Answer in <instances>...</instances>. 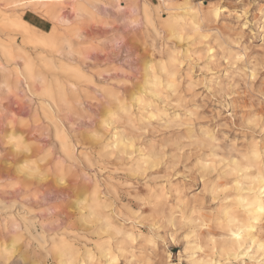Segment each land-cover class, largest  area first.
<instances>
[{
    "label": "rangeland",
    "instance_id": "obj_1",
    "mask_svg": "<svg viewBox=\"0 0 264 264\" xmlns=\"http://www.w3.org/2000/svg\"><path fill=\"white\" fill-rule=\"evenodd\" d=\"M56 1V15L59 11L67 20L64 26L79 53L66 57L63 46L62 61L84 63L86 57L80 67L93 85L79 80L74 92L66 90V103L48 105L39 83L15 81L12 69L22 62L0 54V69H7L2 73L11 72L4 76L0 70V80L12 79L0 81V251L6 246L9 256V261L0 258V264H108L109 255L115 264H264V255L253 245L248 250L252 260L219 253L220 239L228 240L224 209L238 210L241 188L249 198L246 186H255L251 174L260 161L259 169L264 166V0H81L77 15L73 0ZM215 7L225 10L216 19L209 15ZM0 8L44 32L56 25L40 8L9 9L4 1ZM8 38L36 60L40 49L23 45L16 30L0 24V41ZM173 65L178 71L170 88L165 70ZM41 73L74 82L68 74ZM149 74L161 82L154 93L148 91ZM134 96H143L142 104ZM54 126L70 139L69 161L59 150ZM17 139L30 149L40 143L44 149L31 150L38 155L29 149L32 155L23 163L18 161L22 156H10ZM112 139L121 145L113 146ZM253 146L260 151L259 163L250 156ZM34 159L35 172L30 169ZM60 159L64 161L58 164ZM233 160L242 161L240 172L231 170ZM247 160H253L250 170ZM92 186L99 190L103 208L94 215L88 209ZM10 215L20 230L11 229ZM103 216L111 218L114 230ZM24 221L31 222L27 231ZM258 222L256 232L264 239V219ZM126 232L132 239L124 237ZM211 235L214 249L208 245ZM60 239L76 252H64Z\"/></svg>",
    "mask_w": 264,
    "mask_h": 264
},
{
    "label": "bare ground",
    "instance_id": "obj_2",
    "mask_svg": "<svg viewBox=\"0 0 264 264\" xmlns=\"http://www.w3.org/2000/svg\"><path fill=\"white\" fill-rule=\"evenodd\" d=\"M0 1H4V3H5V7L7 8V6L8 7H10L9 9H13V8H15V7H17V6H28V7H30L32 10H35V8H40V9H42V11L44 12V15H45V17L46 18H48L49 20H52V22L54 21L55 23H56V25H54L52 28H51V30L50 31H48V32H44V31H41V30H39V29H37V28H35L33 25H30L29 23H27V21H25V20H23L20 16H18L17 15V13H15V12H13V11H1L0 10V24L1 25H3V26H7V27H10V28H13L14 30H16L19 34H20V36H21V41H22V43H23V45H25V46H30V47H33V48H38V49H40L39 50V52L38 53H36V60L35 59H33L27 52H25V51H23L21 48H18V46H16L15 44H14V42H13V40L11 39V38H8V39H6V40H4V41H0V54H2L7 60H9V61H14V60H16V59H18V60H20L21 62H22V66H20L19 68H14L15 66L13 65V68L14 69H12V74H13V77H15L14 79H15V81L18 79V78H23L25 81H29V80H31V81H35V86H37V84L39 83L40 84V89H41V96L45 99V101H46V103L49 105V104H52V105H55L57 102H61V103H66V90L68 89V90H73V89H75L76 88V82L77 81H79V80H85L87 83L86 84H88V83H90L91 82V84L90 85H93L92 84V81L93 80H90L91 78H90V76H87V75H85V73L82 71V67H80V64H82L83 62L82 61H85L84 63H86V60H84L85 58L83 57V60L82 59H79V60H82L81 62L82 63H80V61H79V63H77L78 62V60L76 61V62H74V64H72L73 62H71V64L70 63H64L63 61H62V53H61V48L63 47V46H65L66 47V50H67V53L68 54H66L67 56L66 57H68L69 55H73V54H77V55H79V53L78 52H75L74 51V49H73V47H72V45H71V41H70V35H69V30L67 29V28H65V23H67L66 21V19H64V17H61L60 15H58V13H59V11H57L58 13H57V15H56V6H57V1L56 0H0ZM72 1V0H71ZM70 1V2H71ZM167 1V0H166ZM73 2H74V4L71 2V4L72 5H74V8L72 9V10H74L75 11V13H76V15H77V12H79V13H81L80 11H82V3H80L81 2V0L79 1V0H73ZM62 3V2H61ZM162 3H164V5L167 3H165V2H162ZM169 3V2H168ZM171 3V2H170ZM198 4V3H197ZM71 5V6H72ZM200 5V4H199ZM85 6V5H84ZM171 6V5H170ZM186 6H187V4H186ZM189 6V5H188ZM201 6H203V5H201ZM4 7V6H3ZM86 7V6H85ZM168 7V6H167ZM176 7V6H175ZM185 7V6H184ZM192 7V6H191ZM165 8V7H164ZM186 8V7H185ZM200 8V7H199ZM1 9V8H0ZM84 9V8H83ZM166 9V8H165ZM168 9V8H167ZM173 9V8H172ZM172 9H169L170 11H172ZM174 9H176V8H174ZM178 9V8H177ZM179 9H183V8H179ZM188 9L190 10V7H188ZM85 10V9H84ZM184 10H186V9H184ZM188 10V11H189ZM197 10H198V7H197ZM197 10H195V12L197 11ZM199 10H201V8L199 9ZM191 11H193V10H191ZM201 11H203V10H201ZM201 11L199 12V13H201ZM208 11V10H207ZM206 11V12H207ZM210 11V10H209ZM208 11V12H209ZM224 9H221V8H218V7H215L214 9H212V11H211V13L209 14L210 16H213V18H215V17H218V15H220L221 13H224ZM184 12H186V11H184ZM190 13V12H189ZM196 13H198V12H196ZM203 13V12H202ZM201 13V14H202ZM60 14V13H59ZM207 14V13H206ZM60 16V17H59ZM181 16V15H180ZM197 16V18H198V14L196 15L195 14V17ZM78 17V16H77ZM169 17V16H168ZM171 17L172 16H170V19H171ZM182 17H183V15H182ZM186 17V16H185ZM185 17H183V19L185 18ZM173 18V20H171V21H173V23H174V17H172ZM180 18V17H179ZM203 18V17H202ZM204 19V18H203ZM211 19V18H210ZM216 19V18H215ZM150 20V19H149ZM177 20V19H176ZM179 20V19H178ZM213 20V19H212ZM216 21V20H215ZM150 22H151V20H150ZM182 23V21L181 20H179V24H181ZM135 23V22H134ZM172 23V22H171ZM173 23H172V25H173ZM187 23H188V21H187ZM186 22H185V24H187ZM181 26H182V24H181ZM188 26V25H187ZM172 27V26H171ZM177 26H175L174 28H176ZM180 27V26H179ZM178 27V31L180 30L181 31V28H179ZM173 28V29H174ZM179 31V32H180ZM178 33V32H177ZM180 34V33H179ZM15 41V40H14ZM46 51V52H45ZM172 54V53H171ZM74 56V55H73ZM173 56H174V54H173ZM70 57V56H69ZM82 57V56H81ZM71 58H73V59H71V60H74V57H71ZM63 59H65V58H63ZM87 59V58H86ZM171 59V62H173V61H175V60H173V58H170ZM1 60V59H0ZM66 60V59H65ZM69 61H70V58L68 59ZM173 60V61H172ZM69 61H66V62H69ZM170 61V60H169ZM15 62V61H14ZM176 62V61H175ZM1 63V62H0ZM83 63V64H84ZM15 64V63H14ZM83 64H82V66H83ZM164 64V63H163ZM171 64V63H170ZM176 63H174V65H175ZM10 65H11V63H10ZM38 65V66H37ZM161 65V64H160ZM165 65V64H164ZM174 65H173V67H171L170 69H168V70H165L166 72H167V74H166V76H167V80H166V85L168 86V87H172L173 85H174V81H175V79H174V76L177 74L175 71H178V69H176V70H173V68H174ZM17 66V65H16ZM180 66V65H179ZM0 67H2V64L0 65ZM11 67V66H10ZM163 67H166V66H163ZM2 68H4V66L2 67ZM2 68L0 69L1 70V73H2V71L4 70H2ZM35 68H37L36 70H35ZM11 69V68H10ZM41 69L42 70H45V71H47V72H58V73H64V74H68L69 75V78L70 79H73V81L74 82H70V81H68V80H63V81H60L59 80V78H57L56 76H50V78H48V76H44L42 73H41ZM175 69V68H174ZM5 70H7V69H5ZM4 70V71H5ZM152 70H154V69H152ZM8 71H10V70H8ZM8 71H6V73L8 72ZM162 71V70H161ZM165 71H164V68H163V74H165ZM0 73V74H1ZM3 73H5V72H3ZM2 73V75H4ZM5 73V75L4 76H6L7 74ZM9 73H11V72H8V74ZM151 73H153V72H151ZM155 73V72H154ZM176 73V74H175ZM1 75V76H2ZM9 75H11V74H9ZM156 75V74H155ZM155 75H153V74H149V77H150V80H152L151 82H148L147 84H149V85H151V87L148 89V91L149 92H152V93H154V92H156L155 91V89L157 88V87H159V86H161V84H159V83H161V82H158V78H156V76ZM3 77V76H2ZM1 77V78H2ZM8 77V76H7ZM7 77H3L2 78V80H4V82L2 81V80H0V81H2L3 82V84H6V83H8L9 81L8 80H10V78H8V80H7V82H6V80L4 79V78H7ZM93 77V76H92ZM147 77V76H146ZM159 77V76H158ZM148 78V77H147ZM146 78V79H147ZM149 79V78H148ZM12 80V79H11ZM10 80V81H11ZM19 80V79H18ZM24 81V82H25ZM17 82V81H16ZM37 82V83H36ZM145 82H147V81H145ZM78 83V82H77ZM1 84V83H0ZM2 84V85H3ZM85 84V85H86ZM145 84V83H144ZM26 85V84H25ZM80 85V84H79ZM82 85V84H81ZM1 86V85H0ZM17 86H18V84H17ZM39 86V85H38ZM82 86H84V85H82ZM164 86H165V84H164ZM176 86V85H175ZM174 86V87H175ZM9 89V85L8 86H5V88L4 89H6L7 91H8V89ZM162 87V86H161ZM160 87V88H161ZM173 87V88H174ZM17 88V87H16ZM20 88V87H19ZM95 88V87H94ZM160 88H158V89H160ZM33 90H34V88H32ZM40 89H38V90H40ZM112 89V88H111ZM141 89V88H140ZM139 88H138V90H140ZM137 90V91H138ZM162 90H164V89H162ZM174 90V89H173ZM35 91V90H34ZM102 91H105L104 90V88H103V90ZM107 91V90H106ZM142 91V90H141ZM144 91V90H143ZM68 92V91H67ZM73 92H74V90H73ZM80 92H81V90H80ZM108 92V91H107ZM160 92H161V90H160ZM174 92V91H173ZM32 93V92H31ZM82 93V92H81ZM83 93H86V92H83ZM114 93V92H113ZM118 92H116V94H117ZM136 93H139V91L138 92H136ZM142 94H143V92H141ZM141 93H139V94H141ZM24 94V93H23ZM35 94V93H34ZM88 94H89V92H88ZM134 94V93H133ZM141 94V95H142ZM146 94V93H145ZM144 94V95H145ZM80 95V94H79ZM119 95V94H118ZM131 95H132V93H131ZM143 95V96H144ZM159 95H160V93H159ZM105 96V95H104ZM115 96H117V95H115ZM143 96H136V98H135V96H134V99H135V102L138 104H142V103H140V102H143L142 100H143ZM146 96V95H145ZM75 97H77V96H75ZM80 97V96H79ZM85 97V96H84ZM93 97V96H92ZM109 97H111V98H113L114 96H109ZM110 98V99H111ZM117 98H120V97H118L117 96ZM42 99V98H41ZM80 99V98H79ZM77 100V101H80V100ZM93 99V98H92ZM92 99H90V100H92ZM121 99V98H120ZM133 99V98H132ZM43 100V99H42ZM107 100V99H106ZM114 100H115V98H114ZM109 101H111V100H108V102ZM116 101V100H115ZM107 102V103H108ZM111 102H114L113 100L111 101ZM120 103H121V100H120ZM77 105L78 104H80V103H76ZM109 104H111V103H109ZM114 104V103H113ZM113 104H111L112 106H113ZM116 104H117V101H116ZM37 105V104H36ZM48 105H45V106H47L46 108H49V106ZM108 105V104H107ZM111 105H109L110 107H111ZM120 105V104H119ZM44 106V107H45ZM115 106V105H114ZM113 106V107H114ZM118 106V105H117ZM123 106V105H122ZM125 106V105H124ZM141 106V105H140ZM144 106V105H143ZM143 106H141V107H143ZM140 107V108H141ZM55 108V107H54ZM119 108V107H118ZM122 108V107H121ZM70 109H72V108H70ZM144 109V108H143ZM35 110V109H34ZM67 110V109H66ZM142 110V109H141ZM36 112V111H35ZM58 112V111H57ZM34 113V112H33ZM124 113V112H123ZM136 113V112H135ZM146 113V112H145ZM144 113V114H145ZM143 114V115H144ZM35 115V113L33 114V116ZM38 115V114H37ZM36 115V116H37ZM130 115V114H129ZM141 115V114H140ZM142 115V116H143ZM148 115H150V113L148 114ZM161 115V114H160ZM126 116V115H125ZM146 116H147V114H146ZM162 116V115H161ZM131 116H129L128 118H130ZM149 117H151V116H149ZM148 117V118H149ZM132 118H133V116H132ZM139 118H141L142 119V117H139ZM44 119V118H43ZM58 119V118H57ZM131 119V118H130ZM134 119V118H133ZM132 120V119H131ZM143 120V119H142ZM133 121L134 120H132V123H133ZM15 122V121H14ZM126 122H128V121H126ZM130 122V121H129ZM142 122V121H141ZM145 122H146V120H145ZM61 123V122H60ZM131 123V122H130ZM130 123H128V124H130ZM112 124V123H111ZM109 125V124H108ZM51 126H53V125H51ZM55 127V128H54ZM53 128L54 129H56L55 130V134H54V138L57 140V143L59 144V150H60V152H61V154L64 156V158H66L68 161L73 157L72 156V148H71V144H69V142H67L68 140H70V139H66L65 138V136H67V135H65L64 136V133L62 132L63 130H61V129H58L57 128V126H54ZM110 127V126H109ZM13 130V129H12ZM118 134V133H117ZM119 135V134H118ZM118 135H116V136H118ZM114 137H111V138H114L115 139V135H113ZM18 138V137H17ZM30 139V138H29ZM114 139H112V141H113V146H117L119 143H120V140H115L114 141ZM121 139V138H120ZM19 140L21 141V139L19 138ZM18 139L16 140V142L17 143H15V145H13V153L12 154H14V155H12L11 153H10V156H14V157H18V156H22V158H20V160H18V161H22L23 163H28V159H30L29 158V156H31V155H28L27 153L29 152V149H30V147H29V145L28 144H26V143H28V142H26L25 141V139H24V141L26 142H24L23 144H22V142H20ZM118 141H119V143H118ZM125 141V140H124ZM123 141V142H124ZM13 142H14V140H13ZM31 142H33V141H31ZM35 142V141H34ZM34 142L32 143V144H34ZM122 142V141H121ZM127 142V141H126ZM126 142H124V143H126ZM36 143V142H35ZM129 143V142H128ZM36 144H39V143H36ZM75 145V144H74ZM120 145H121V143H120ZM36 145H34V147H35ZM41 146H43V145H41V143H40V147ZM112 146V145H111ZM112 146V147H113ZM125 146V145H124ZM34 147H32V149H30V151L31 150H34L33 148ZM37 147V148H36ZM35 148L36 149H39L40 147H39V145H37ZM49 146H47V148H48ZM106 147H107V145H106ZM47 148H46V150L45 151H47ZM83 148V147H82ZM103 148H104V146H103ZM123 147L121 146V147H119V148H117V150H119V152H121L123 149H122ZM126 148V147H125ZM40 149H44L43 147H41ZM105 149H109L108 147L107 148H105ZM114 149V148H113ZM120 149H122V150H120ZM111 150V149H110ZM38 151V150H37ZM125 151V150H124ZM261 151H263V150H261ZM33 151H31V153H32ZM34 152H36V151H34ZM33 152V153H34ZM47 152H50V149L48 148V151ZM46 152V153H47ZM118 152V151H117ZM260 152V151H259ZM259 152H258V150L253 146V149L251 150V157L254 159V160H258V161H256L257 163H259V155H261V154H259ZM45 153V152H44ZM44 153L43 154H41L40 155V157L42 158V156L44 155ZM45 153V154H46ZM51 153V152H50ZM123 153V152H122ZM124 153H126L127 154V151L126 152H124ZM35 154V153H34ZM39 154V153H38ZM37 154V152H36V155H38ZM109 154H110V152H109ZM112 154H113V152H112ZM112 154H110V155H112ZM132 154V153H131ZM9 155V154H8ZM36 155H34V157L36 156ZM47 155V154H46ZM45 155V156H46ZM59 155V154H58ZM57 155V156H58ZM117 155H120V153L118 154L117 153ZM81 156V155H80ZM130 156V155H129ZM59 157V156H58ZM56 158V160L58 159L57 157H55ZM64 158H61V159H64ZM81 158V157H80ZM22 159V160H21ZM31 159H33V156H32V158ZM47 159V156H46V158H44V161ZM60 159V161L58 160V161H56V162H58V164L60 163H63V161ZM85 160H87L86 159V157L84 158ZM42 159H40V161H41ZM243 160H244V158H243ZM15 161H17V159L15 160ZM36 160L34 159V160H30V162L33 164L32 166H31V168L30 167H28V168H30V169H33L34 170V172L36 171L35 169L38 167V163L37 162H35ZM43 161V162H44ZM62 161V162H61ZM67 161V162H68ZM72 161H74V160H72ZM88 161V160H87ZM246 161V160H245ZM245 161H243V162H245ZM250 161H253V160H250ZM250 161L249 160H247V162H249V164L248 163H246L247 165H245V167L247 166L248 167V169H249V166H250ZM42 162V161H41ZM55 162V161H54ZM65 162H66V160H65ZM242 162V161H241ZM240 162V163H241ZM36 163H37V167H36ZM137 163V162H136ZM239 163V161H237V160H233V161H231V170L232 171H234V172H240L242 169H243V167H244V165L242 166V164H240ZM253 163V162H252ZM252 163H251V166H252ZM256 163V164H257ZM260 163H261V161H260ZM259 163V164H260ZM254 165H255V161H254V163H253ZM258 164V166L260 167V165ZM264 164V163H263ZM10 165V164H9ZM23 165V164H22ZM25 165H27V164H25ZM24 165V166H25ZM31 165V164H30ZM54 165L56 166L57 165V163L55 164L54 163ZM53 165V166H54ZM54 166V167H55ZM59 165H57V167H58ZM64 166V165H63ZM256 166V165H255ZM254 166V167H255ZM49 167V166H48ZM62 167V166H61ZM230 167V166H229ZM259 167H258V170L257 169H254V170H256L255 172H256V174L255 175H253V173H254V171H253V173L251 174L252 176V178H251V180H252V182L251 183H253V184H255V186L257 187V189H256V187L254 186V188L253 187H247L246 186V189L247 190H245V193L246 192H250V196H249V198H248V193L247 194H244L243 192H244V190L241 188V194L242 195H240L239 197H238V203H239V208H238V210H236V209H234V210H227L228 208H226V209H224V210H226V211H224L223 212V215H222V220H223V222H224V227L226 228V230L228 231V235H227V241H225V240H223V239H220V240H222V243H221V245H219L220 247H219V253L220 254H224V256H226L225 258L226 259H234V260H241V259H244V258H251V260H252V256H249V253H248V250L250 249V247H252V245L254 246V249L258 252V251H260L261 252V254L262 255H264V239L263 238H261V236H259L258 235V233L256 232V224H257V222L259 221V220H262V219H264V166H263V168H261V169H259ZM253 168V167H252ZM251 168V170H253ZM38 169V168H37ZM57 169H59V168H57ZM61 169V168H60ZM247 169V170H248ZM48 170V169H47ZM229 170V169H228ZM250 170V169H249ZM230 171V170H229ZM246 172V171H245ZM244 172V173H245ZM243 173V174H244ZM250 173V172H249ZM8 174V173H7ZM229 174V173H228ZM230 174H231V172H230ZM238 176V175H237ZM241 176V175H240ZM245 176V179L247 178L246 177V175H244ZM242 178H243V175H242ZM249 178H250V176L246 179V181L247 180H249ZM235 181H236V179H235ZM244 181V180H243ZM237 182V181H236ZM245 183V182H244ZM237 184V183H236ZM235 184V185H236ZM240 184H241V182H240ZM93 185H94V183H93ZM242 185V184H241ZM96 186V185H95ZM95 186L93 187V189L91 188V190L90 191H92L91 193V197H90V194H89V197H90V200H89V205H88V209H89V211H90V213L91 214H98V213H95L96 211H97V209L100 207V202L101 201H99V194H98V192H99V190L98 189H96L95 188ZM238 186V185H237ZM248 186H250L249 184H248ZM252 186V185H251ZM243 188H245V186L243 187ZM98 191V192H97ZM162 192V191H161ZM161 192L157 195V196H159V195H161ZM163 194V193H162ZM240 194V193H239ZM103 196V195H102ZM101 196V197H102ZM164 195H162V197H163ZM160 197V196H159ZM237 198V197H236ZM88 199V198H87ZM141 199V198H140ZM142 200V199H141ZM237 200V199H236ZM102 201L104 202V200L102 199ZM237 202V201H236ZM0 203H2V202H0ZM14 203V202H13ZM100 203V204H99ZM15 204V203H14ZM13 204V205H14ZM86 204H87V202H86ZM85 204V205H86ZM104 204V203H103ZM102 204V205H103ZM237 204V203H236ZM235 204V205H236ZM84 205V206H85ZM2 206V205H1ZM21 206V205H20ZM87 206V205H86ZM230 206V205H229ZM22 207V209L25 207V206H21ZM103 207V206H102ZM105 207V206H104ZM227 207V206H226ZM231 208V207H230ZM82 209V208H81ZM80 209V210H81ZM83 209H84V207H83ZM85 209H86V207H85ZM84 209V210H85ZM100 209H101V207H100ZM99 209V210H100ZM103 209V208H102ZM102 209H101V211H102ZM106 208H104V210H105ZM87 210V209H86ZM85 210V211H86ZM98 210V211H99ZM101 211H99V212H101ZM80 212V211H79ZM103 212V211H102ZM106 212V211H105ZM81 213H83V211H81ZM85 213V212H84ZM100 215V214H99ZM109 215V214H108ZM111 215V214H110ZM243 215H245L246 217H244ZM100 216H102V215H100ZM82 217V216H81ZM90 217H92V216H90ZM96 217V216H95ZM95 217H93V218H95ZM99 217V216H98ZM101 218V217H100ZM99 218V219H100ZM102 219H104L105 220V222H106V225L107 226H111L110 225V223L111 222H113V221H109L108 222V219H110L111 220V218H108L107 216H103L102 217ZM6 219H4V221H5ZM7 220H10L11 222H10V224L12 223V227H11V229H13V230H20L19 229V227H18V225L16 224V222H15V219H14V216H9V218L7 219ZM24 220V219H23ZM103 220V221H104ZM221 220V219H220ZM7 222V221H6ZM211 222V221H210ZM262 222V221H261ZM259 223V222H258ZM6 225V224H5ZM31 225V222H25L24 221V230H28L29 229V226ZM105 225V226H106ZM122 225V224H121ZM258 225V224H257ZM11 226V225H10ZM9 226V227H10ZM209 226V225H208ZM3 227H5L4 225H3ZM112 227V229H113V226H111ZM209 227H211V226H209ZM224 227L222 228V229H224ZM133 228V227H132ZM206 228V227H205ZM261 228H263V227H261ZM5 229H6V227H5ZM4 229V230H5ZM119 229V228H118ZM221 229V230H222ZM254 229H255V232H253L254 231ZM114 230V229H113ZM257 230H258V228H257ZM260 230V229H259ZM117 231V232H116ZM222 231H224V230H222ZM22 232V231H21ZM30 232V231H29ZM226 232V231H225ZM16 233V232H15ZM23 233V232H22ZM26 233V232H25ZM115 233H120V230H117V229H115ZM211 233H213V232H211ZM260 233V232H259ZM42 234V233H41ZM122 234V233H121ZM225 234V233H224ZM12 235V234H11ZM16 235V234H15ZM210 235V234H209ZM10 236V235H9ZM17 236V235H16ZM27 236H28V233H27ZM212 237H213V235H211ZM222 237H226L225 235L223 236V235H221ZM221 236H220V238H221ZM13 237V235L11 236V238ZM30 237V236H29ZM124 237L126 238V239H132V233H124ZM25 238V237H24ZM38 238L39 239H42V237L41 236H38ZM17 240H18V238H16ZM134 239V238H133ZM217 239V238H216ZM226 239V238H225ZM27 240V239H26ZM51 240H53V239H51ZM39 241V240H38ZM44 238H43V240H41V242L42 243H44ZM120 241V240H119ZM199 241V240H198ZM208 241V240H207ZM29 242V241H28ZM121 242V241H120ZM129 242V241H128ZM206 242V241H205ZM204 242V243H205ZM244 242H246L245 244H247L246 246H245V248H243L242 246H243V243ZM206 243H208V242H206ZM216 241H215V239H214V237L213 238H210L209 239V246H211L212 247V249H214V247L216 246ZM59 244H60V247L62 248V250L64 251V252H67V251H72V252H70V255H72V253H74L73 251H75L74 249H73V247L69 244V243H67L64 239H60L59 240ZM119 244V243H118ZM135 244V243H134ZM244 244V245H245ZM4 245V244H3ZM26 245V244H25ZM131 245V244H130ZM196 245V244H195ZM206 245V244H205ZM4 247H6V246H4ZM4 247L3 246H1V249H2V251H0V258H2V259H4L5 257L7 258V261H9L8 260V258H9V256L7 257V251L6 250H4ZM28 246L26 245V247L25 248H27ZM130 247V246H129ZM133 247V246H132ZM134 248V247H133ZM193 248V247H192ZM191 248V249H192ZM201 248V247H200ZM29 249V248H28ZM190 249V248H189ZM193 249H195V248H193ZM216 249V248H215ZM121 250V249H120ZM124 250V249H123ZM130 250V249H129ZM196 250V249H195ZM200 251H201V249H199ZM218 250V249H217ZM25 251V250H24ZM132 251V250H131ZM142 251V250H141ZM198 251V250H197ZM216 251V250H215ZM11 250L10 251H8V254H10L11 255ZM27 252V251H26ZM29 252V251H28ZM76 252V251H75ZM122 252V251H121ZM130 252V251H129ZM137 252V251H136ZM204 252V251H203ZM215 253V252H214ZM255 253V252H254ZM132 254V253H131ZM138 254V253H137ZM142 254V253H141ZM218 254V253H217ZM219 255V254H218ZM193 255H191V257H192ZM132 257V256H131ZM135 256H133V258H134ZM219 257V256H218ZM130 258V257H129ZM254 258V257H253ZM168 258L166 257V260H167ZM72 260V259H71ZM131 260V259H130ZM133 260H135V259H133ZM255 260V259H254ZM253 260V261H254ZM6 261V260H5ZM117 261V260H116ZM116 261H115V257L114 256H112V255H109V260H108V264H115L116 263ZM195 261V260H194ZM200 261V260H199ZM2 262V261H1ZM130 262V261H129ZM70 263V262H69ZM218 263V262H217ZM6 264H7V262H6ZM13 264H15V263H13ZM71 264V263H70ZM82 264V263H81ZM216 264V263H215Z\"/></svg>",
    "mask_w": 264,
    "mask_h": 264
}]
</instances>
